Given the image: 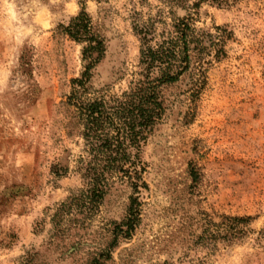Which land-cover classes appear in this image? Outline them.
I'll return each instance as SVG.
<instances>
[{
    "label": "rangeland",
    "instance_id": "374dc122",
    "mask_svg": "<svg viewBox=\"0 0 264 264\" xmlns=\"http://www.w3.org/2000/svg\"><path fill=\"white\" fill-rule=\"evenodd\" d=\"M79 7L0 0V264H264V0L83 1L105 44L87 97L120 94L137 77L136 28H153L152 45L190 15L202 33L195 68L160 87L164 111L140 148L145 187L128 237L125 179L98 202L80 196L87 155L66 102L80 45L58 27ZM230 224L245 233L224 236Z\"/></svg>",
    "mask_w": 264,
    "mask_h": 264
},
{
    "label": "trees",
    "instance_id": "16d2710c",
    "mask_svg": "<svg viewBox=\"0 0 264 264\" xmlns=\"http://www.w3.org/2000/svg\"><path fill=\"white\" fill-rule=\"evenodd\" d=\"M83 1L80 0L79 10L65 24H58L60 31L68 39L80 45L81 70L77 76L70 78V91L66 96V102L74 108L81 126L80 136L87 155L81 173L87 187L80 196L98 202L114 177L125 179L131 194L125 218L119 225L124 227L121 230L123 237H128L138 218L137 190L145 187L141 177L144 168L140 159V148L164 111L160 87L177 81L183 74L190 73L195 68L192 65L191 52L202 48V33L194 29L190 15L176 17L171 23L170 31L166 35L157 33L160 37L152 45L149 42L155 34L153 28L135 27L141 42L137 77L120 94L87 97L92 92L89 85L91 71L102 58L105 44L91 23ZM216 28L223 31L221 38L229 36L230 31ZM221 52L218 47L215 56ZM196 71L198 75L194 81H203L201 68ZM197 88L193 90L196 91ZM52 172L58 174L57 170ZM189 174L194 181L196 173L192 168ZM72 198L77 200L76 197H71V200ZM69 204L70 201L67 205ZM227 218L236 223L249 220V216ZM245 231L244 227L230 224L224 236L235 238L242 236Z\"/></svg>",
    "mask_w": 264,
    "mask_h": 264
}]
</instances>
